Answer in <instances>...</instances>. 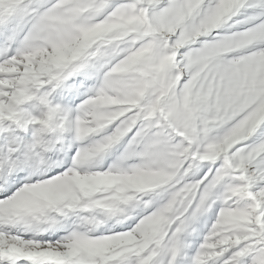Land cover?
I'll list each match as a JSON object with an SVG mask.
<instances>
[{
  "label": "snow or ice",
  "instance_id": "obj_1",
  "mask_svg": "<svg viewBox=\"0 0 264 264\" xmlns=\"http://www.w3.org/2000/svg\"><path fill=\"white\" fill-rule=\"evenodd\" d=\"M0 264H264V0H0Z\"/></svg>",
  "mask_w": 264,
  "mask_h": 264
}]
</instances>
